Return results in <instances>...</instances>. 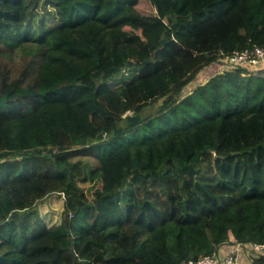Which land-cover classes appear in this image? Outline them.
Listing matches in <instances>:
<instances>
[{"label":"trees","instance_id":"trees-1","mask_svg":"<svg viewBox=\"0 0 264 264\" xmlns=\"http://www.w3.org/2000/svg\"><path fill=\"white\" fill-rule=\"evenodd\" d=\"M252 45L264 0H0V152L25 137L0 154V264H180L263 243L264 70L183 94Z\"/></svg>","mask_w":264,"mask_h":264},{"label":"built area","instance_id":"built-area-1","mask_svg":"<svg viewBox=\"0 0 264 264\" xmlns=\"http://www.w3.org/2000/svg\"><path fill=\"white\" fill-rule=\"evenodd\" d=\"M216 63L226 65L228 70H234L235 68H242L248 71H252V68H256L255 73L262 72L264 70V47L258 45H252L240 51L229 52L221 56ZM233 248L227 249L224 252H219V247L211 255L203 256L196 260H186L180 264H239L238 252H264V242L261 244H233Z\"/></svg>","mask_w":264,"mask_h":264},{"label":"rangeland","instance_id":"rangeland-1","mask_svg":"<svg viewBox=\"0 0 264 264\" xmlns=\"http://www.w3.org/2000/svg\"><path fill=\"white\" fill-rule=\"evenodd\" d=\"M11 57H13V58H17V54L16 53H14V54H9ZM223 66H226V65H223ZM263 67H264V65H263ZM219 68H221V70H222V67H221V64H219V63H214V65H209V66H207V67H205V68H203L200 72H199V74H198V79L197 78H195L184 90H183V94H185V93H189L192 89H193V87L195 86V85H197V84H199V82L200 81H205V80H207V78L210 76V75H212V74H214V73H216L217 71H218V69ZM156 107H157V105H148L147 107H145L142 111H141V113H140V118L141 119H144V120H146V121H144V123L143 124H148V123H150V120L152 119H149L150 117H152V116H154L155 114H156ZM125 116H131L130 114H128V115H125ZM125 116H123V120H121L119 123H117L116 124V128L117 129H125L126 128V126H127V123H126V121H125ZM70 119V118H69ZM140 119V120H141ZM140 120H138V121H136L135 123H137V122H139ZM70 121H71V119H70ZM134 123V124H135ZM134 124H132V125H134ZM155 124V123H154ZM35 126V128H38V125L36 124V121H33V124L32 123H30L29 125H28V127L30 128L31 126ZM156 125V124H155ZM143 126H142V124L141 125H139V126H137V128H135L133 131H135V130H139V131H141V128H142ZM83 130H84V127L82 128ZM132 130H129V131H127L126 133H124V137H128V135L131 133V132H133ZM15 130L14 131H12V135H9V138H10V140H11V143H12V145H13V147L15 148V149H11V150H5V151H2V152H0V154H6V153H9V152H13V151H15L17 148H19L18 146H19V144H20V142L21 141H23V139L25 138L24 137V135L21 133V132H15ZM14 133V134H13ZM29 133H30V130H29ZM31 134V133H30ZM112 139V137L111 136H108L107 137V139L106 140H111ZM59 148V146H56L55 147V149L54 150H57ZM39 149H42L41 147L39 148ZM21 150V149H20ZM23 150V149H22ZM241 254H242V252H240ZM245 254H247V252H245ZM248 261V260H247ZM239 263V262H238Z\"/></svg>","mask_w":264,"mask_h":264},{"label":"crops","instance_id":"crops-1","mask_svg":"<svg viewBox=\"0 0 264 264\" xmlns=\"http://www.w3.org/2000/svg\"><path fill=\"white\" fill-rule=\"evenodd\" d=\"M211 65H214V64H211ZM221 67H222V70H221V68H219L218 71H217L216 73L210 75V76L207 78V80H208L209 78H211L212 76L218 74V73H221V72H223V71H227V70H228V67H227V66H223V65H221ZM256 70H259V68H258V69H256V68H252V72H253V73H255ZM255 74H256V73H255ZM196 78L198 79V75L196 76ZM205 81H206V80H205ZM205 81H200V83H203V82H205ZM233 246H234L233 244H230V245H222V246L219 247V252L222 253V252H224V251L227 250V249H231V248H233ZM240 252H242V254H241ZM240 252H238V256H237V257H238V262H239V264H249V263L246 261V255H247V254H245L244 251H240Z\"/></svg>","mask_w":264,"mask_h":264},{"label":"water","instance_id":"water-1","mask_svg":"<svg viewBox=\"0 0 264 264\" xmlns=\"http://www.w3.org/2000/svg\"><path fill=\"white\" fill-rule=\"evenodd\" d=\"M126 120L129 125L134 124L136 121L140 120L139 116H126Z\"/></svg>","mask_w":264,"mask_h":264}]
</instances>
